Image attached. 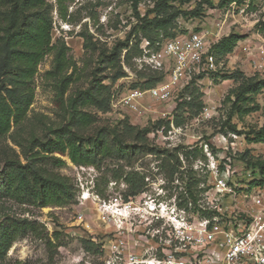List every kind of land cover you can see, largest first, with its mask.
Wrapping results in <instances>:
<instances>
[{
  "label": "rangeland",
  "instance_id": "1",
  "mask_svg": "<svg viewBox=\"0 0 264 264\" xmlns=\"http://www.w3.org/2000/svg\"><path fill=\"white\" fill-rule=\"evenodd\" d=\"M45 1L51 5L46 7L51 18V44L58 41L68 47L66 57L69 66L60 74L53 73L54 57L51 52L46 53L37 64L30 82L32 100L22 121L21 141L43 139L70 119L73 110L71 100L88 86L92 73L103 78L112 72L99 64L98 59L103 53L108 54L120 41L143 43L145 38L142 36V26L137 24L134 4L139 14L144 15L154 2L64 1L67 14L61 18L56 0ZM208 1L191 0L182 5L173 3L181 10L173 21L176 35L202 28L210 34L219 23L221 37L230 33L240 36L232 51L219 58L215 80L205 79L199 86L202 104L207 112L203 109L201 114L191 117L190 108L179 106L178 101L158 103L151 100L144 102L148 110L140 115L119 106L110 107L107 113L98 112L92 107L84 108L95 119L91 133L102 126L113 127L125 117L132 125L147 127V137L154 145L169 151L176 147L179 169L174 179L167 180L166 172L160 165L161 157L146 152L136 154L128 165L125 160L106 158L101 162L100 169L91 165L76 166L66 155L54 153L65 161L57 164L46 154L38 165L48 172L68 176L72 197L69 203L40 206L39 200L33 203L27 196L20 201L8 196L1 187L0 175V230L14 221L11 231L16 233L14 241L5 252L0 253V264H149L150 260L166 264L162 262L166 258L165 253L175 251L169 234L170 224L166 219L168 221L178 215L197 224L217 214L219 222L224 224L232 211L241 215L243 220V195L258 186L250 184V181L259 177L252 175L247 161H264V142H256L252 135L246 134L264 125V89L254 98V103L258 105L256 109L241 115L235 112L231 116L230 124H235L237 130L243 131L242 134L231 133L227 128L229 125L225 126L224 123L234 99L233 93L242 78L254 75L264 78V62L260 61L255 48L264 41V35L257 27L258 22H255L264 21V1L254 0L248 10V21H241L234 9L224 24L227 4L219 6V0ZM198 2L201 3L200 9ZM194 8L199 9L198 15L186 14ZM159 33L156 37L151 34V37L156 39L163 34L161 31ZM81 34L89 40L87 48L83 46ZM253 62L261 66L255 68ZM124 68L127 75L116 83L111 84L107 78L103 80L110 85L114 98L143 83L144 78H139V72L150 73L134 60ZM65 80L67 86L63 91ZM253 105L249 104L250 107ZM175 116L182 123L179 126L170 123V129L163 132L165 120ZM157 120L162 121L158 127L152 124ZM1 140L0 159L3 157V146L11 155L13 149L23 161L21 148L9 135ZM196 147L201 151L196 152ZM117 162L125 165L126 171L143 176L145 185L141 193L124 199L127 185L122 180H115ZM2 166L0 161V172ZM214 167L219 171L228 169V180L230 184L235 183L232 186H235L236 196L216 192L213 187L214 172L211 171ZM191 176L198 181L193 188L196 201L193 203L188 199L186 207L179 206L180 201L187 197L185 185ZM24 221L35 225L33 228L24 226ZM82 240L92 241L93 244H83ZM85 247L90 250H85ZM187 255L183 253L185 258H189Z\"/></svg>",
  "mask_w": 264,
  "mask_h": 264
},
{
  "label": "trees",
  "instance_id": "2",
  "mask_svg": "<svg viewBox=\"0 0 264 264\" xmlns=\"http://www.w3.org/2000/svg\"><path fill=\"white\" fill-rule=\"evenodd\" d=\"M64 1L73 2L74 0H56L57 8L61 18L66 17V5ZM191 0H154L153 5L144 15L137 11L134 4L137 24L142 26V36L149 42V46L157 48L164 38L174 37V19L181 13L174 2L179 5ZM208 2V0H204ZM232 1L240 3L241 0H219V6L228 4ZM199 9L201 3L198 2ZM51 7L45 0H0V144L2 138L9 135L17 146L21 148L20 154L14 152L10 154L5 147H1L3 163L0 175L2 176L1 187L6 194L15 199L23 200L24 196L29 197L32 202L40 201V206L61 205L69 203L72 197V187L70 178L60 173L48 172L38 162L49 154V157L57 164L65 161L61 156L67 158L76 166L91 165L100 169L101 162L106 158H115L116 161H128L140 152L154 154L161 157L160 165L165 170L168 181L174 179L178 172L179 162L177 148L173 151L160 148L147 137L148 128L132 125L123 117L116 122L113 127H99L91 133L94 124V117L84 108L92 107L98 112L107 113L110 110L111 91L110 85L104 83V79H109L111 84L116 83L120 78L127 75L124 65L129 66L134 57L141 55L142 50L138 43L129 44L127 40L115 44L108 54L103 53L98 59L100 66L104 69L112 70L109 75L99 78L96 73L88 82V86L80 90L71 100L72 113L70 119L61 127L54 129L50 135L43 139H23L21 132L23 129L22 121L32 100V89L30 82L35 73L36 66L46 53H53V73L60 74L69 66L66 51L68 47L63 42L56 41L51 44L50 28L51 18L48 14ZM199 9L194 8L186 14L198 15ZM153 14L152 17L149 15ZM257 27L264 35V21H258ZM161 33L160 37L154 39ZM151 34L155 37H151ZM83 37V46H89L86 35ZM240 36L230 33L220 38L213 45L212 52L216 59L230 53L234 44ZM149 70V69H148ZM150 73L139 72V78H144L143 83L136 85L141 88H149L155 85L162 74L149 70ZM213 79L215 80V76ZM63 91L67 86V81L63 82ZM135 87V86H134ZM264 89V78L243 77L240 85L234 91V99L231 101L230 112L227 115L225 126L233 134H242L243 131L236 129L235 124H230L231 116L236 112L238 115L247 113L258 107L255 96ZM179 106L190 108V116L196 117L201 114L203 104L201 91L195 83L187 85L179 95ZM250 103L254 105L249 106ZM161 120L154 121V126L160 125ZM170 123L179 126L182 120L175 116L165 120L163 132L170 129ZM13 127L12 131H10ZM252 135L256 142H264V125L257 130L246 133ZM41 147L38 149V147ZM197 148V147H196ZM10 147H8V150ZM201 151V148L194 149ZM115 155V156H114ZM244 157V155H242ZM115 163V180H122L126 185L124 199L135 196L142 192L145 185L143 176L137 172L126 171L125 165ZM252 169V175L259 177L252 179L250 184L264 187V161L252 159L247 161ZM223 169V167H220ZM185 188L187 197L182 199L179 206L186 207L188 199L195 203L196 199L193 188L198 184L191 176ZM15 222L0 230V253L6 251L10 243L16 238V233L11 231ZM35 223L24 221V226L31 227ZM83 244L92 245V241L82 240ZM89 251V247H85Z\"/></svg>",
  "mask_w": 264,
  "mask_h": 264
},
{
  "label": "built area",
  "instance_id": "3",
  "mask_svg": "<svg viewBox=\"0 0 264 264\" xmlns=\"http://www.w3.org/2000/svg\"><path fill=\"white\" fill-rule=\"evenodd\" d=\"M253 2L254 0H241L239 4L236 1L228 3L222 23L224 24L234 9L237 10L241 21H248V10ZM218 26L220 24L216 23L215 30L210 34L202 28L172 38H164L157 43V48L150 47L149 42L144 39L140 45L141 55L134 57L133 60L145 69L162 74V78L149 88H129L115 98L112 94L110 107L119 106L137 115L144 114L148 110L144 102L148 100L158 103L175 102L180 99L179 95L190 83H195L199 87L203 80H212L219 68V61L212 52L213 45L221 38V27ZM255 48L260 61L264 62V41ZM252 65L255 68L261 66L254 62ZM204 111L207 112L206 109ZM211 171L214 172L213 187L216 192L236 196L235 186H232L235 183L230 184L228 180V169L219 171L214 167ZM243 199L245 201L242 209L243 220L241 215L232 213L231 210L232 215L224 224L219 222L217 214H213L209 219H202L197 224L178 215L168 221L166 219L170 224L169 234L175 251L165 253L166 258L162 259V262L264 264V187L252 188L243 195ZM183 253H187L189 258H185Z\"/></svg>",
  "mask_w": 264,
  "mask_h": 264
},
{
  "label": "bare ground",
  "instance_id": "4",
  "mask_svg": "<svg viewBox=\"0 0 264 264\" xmlns=\"http://www.w3.org/2000/svg\"><path fill=\"white\" fill-rule=\"evenodd\" d=\"M86 197H87V196L85 195L84 198H86ZM149 264H158V263H156V262L153 261V260H150V261H149Z\"/></svg>",
  "mask_w": 264,
  "mask_h": 264
}]
</instances>
